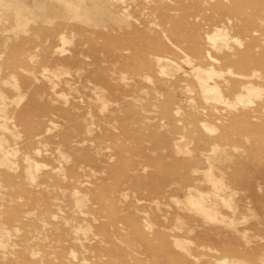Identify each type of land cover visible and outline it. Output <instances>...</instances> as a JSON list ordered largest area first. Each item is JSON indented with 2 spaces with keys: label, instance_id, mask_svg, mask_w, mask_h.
<instances>
[{
  "label": "rangeland",
  "instance_id": "1",
  "mask_svg": "<svg viewBox=\"0 0 264 264\" xmlns=\"http://www.w3.org/2000/svg\"><path fill=\"white\" fill-rule=\"evenodd\" d=\"M0 264H264V0H0Z\"/></svg>",
  "mask_w": 264,
  "mask_h": 264
},
{
  "label": "bare ground",
  "instance_id": "2",
  "mask_svg": "<svg viewBox=\"0 0 264 264\" xmlns=\"http://www.w3.org/2000/svg\"><path fill=\"white\" fill-rule=\"evenodd\" d=\"M14 1V0H13ZM12 0H9V3L10 2H13ZM15 1H17V0H15ZM28 2V1H27ZM26 2V3H27ZM69 5H73V3H71V2H69V1H66ZM29 3V2H28ZM10 7V6H9ZM75 10H79V7L78 6H75ZM16 12V11H15ZM162 61H160L159 63H161ZM165 62V61H164ZM158 63V64H159ZM167 63H168V61H167ZM160 66H161V64H159ZM166 68V67H165ZM165 70V69H164ZM163 69H162V71H164ZM167 72V71H166ZM164 73V72H163ZM211 78V77H210ZM48 79V78H47ZM56 79V78H55ZM149 79V78H148ZM147 80V79H146ZM210 81V80H209ZM122 82V81H121ZM200 86V85H199ZM247 91V90H246ZM211 89H210V86H209V84H205V85H203V94H204V96H202V97H204V98H206V103H208L209 102V100L208 99H210L211 98ZM246 93V92H245ZM210 97V98H209ZM203 99V98H202ZM203 100H205V99H203ZM208 101V102H207ZM230 107V106H229ZM100 112V111H99ZM212 151V150H211ZM209 158V157H208ZM207 179L211 182V184L213 185V189H217V181L211 176V175H208L207 176ZM216 192V191H215ZM218 197V196H217ZM221 200V199H220ZM225 202V201H224ZM223 202V203H224ZM225 204V203H224ZM188 205H189V207L194 211V213L196 212V213H200V214H203V216L206 218V220H213V213H212V211L211 210H206V208L204 207V199H203V197L202 196H200V195H198V196H196V197H193V196H190L189 198H188ZM6 229V228H5ZM6 232V231H5Z\"/></svg>",
  "mask_w": 264,
  "mask_h": 264
}]
</instances>
